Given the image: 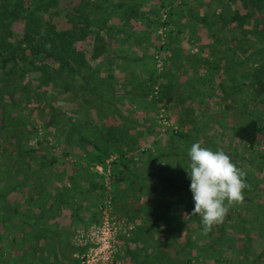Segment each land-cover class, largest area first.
I'll list each match as a JSON object with an SVG mask.
<instances>
[{
    "label": "rangeland",
    "instance_id": "374dc122",
    "mask_svg": "<svg viewBox=\"0 0 264 264\" xmlns=\"http://www.w3.org/2000/svg\"><path fill=\"white\" fill-rule=\"evenodd\" d=\"M109 1L108 9L113 7L111 1L114 0ZM179 1L180 0H173L172 3H180ZM185 1V4H181L182 7L185 8L183 11L194 16V9L196 10L197 5H199L198 3L201 2H197V0ZM216 1L217 0H208L204 3L208 13L212 11L217 12L219 10ZM220 1L221 3L224 1L223 6H225V8L222 6V9H226V14L230 12V7L235 4V2L231 0ZM159 13L160 20L166 17L168 15L167 6L159 9ZM179 14L181 15L180 11ZM160 26L162 25L157 26L155 29L157 36L155 43L159 48H152L151 50L152 65L155 68L157 77L151 85L149 82L144 81L145 83H143L142 89L145 90L144 95L147 98H144L145 100L141 103H137L135 107L137 109L148 110L152 115V124L150 127H155L160 135L165 131L168 132V135L171 137L169 142L172 144V138L177 129L167 116L168 110L160 100L159 93V89H161L159 83L161 82L164 64L163 49L169 28L165 25V28L161 31L159 30ZM218 33V37L221 35L224 37V43L216 46L214 50L209 48L207 59L208 55H210L212 59L206 65L209 66L213 73V79L211 81L214 86L212 91L213 99H211L213 101L210 100V102L202 107L201 111L204 115H201L197 121L200 126L199 129H202L201 127L204 128L200 132L202 134L200 136L199 132L196 131L198 134L193 138L192 144L199 142L203 144L202 147L210 148L213 151L222 149L230 157L231 161L246 173L244 179L249 187L243 190V201L238 204H233L226 213L223 221L213 225L211 231L207 234L203 233V224L199 216H191L185 220V213L184 216L176 222L178 226H174V221H171V219L169 220L170 217L177 218L181 211H188L189 213L187 214H191L194 208L193 198L192 196L189 197L191 195V180L186 170L190 161V157L188 156L189 144L181 151L175 149L174 144H172L171 152L168 153L170 157H178L179 159L172 162V165H167L166 167H169L173 172L181 170L180 172L185 174V176L183 175L182 177V179H185L181 182L183 185L182 188L179 185L173 187L172 182L174 181L171 179L168 185H172V188L160 193L159 197L153 196L149 191L145 196L135 195L132 193V190L138 188L139 183L141 184L140 188L143 189V187H146L144 185L146 182L138 181V183L128 176V174L120 181L115 180L116 175L112 171V161L115 160L117 156L114 152H110L108 156L104 158L103 162H96L85 158L84 152L81 150V138L77 136L78 134L81 135V127L79 126L81 122V81L80 78L68 74L70 77H68L66 81L69 82L68 85L70 90L64 95H58L56 92H53V97L55 96V98H53L52 103L58 105L61 110L69 116V120L71 123L75 124L78 130L72 138L66 140L71 144L69 149L71 152L69 154H63V149L68 146V143L63 141L61 135L65 132V129L69 127L67 124L61 126L62 129L59 128L58 139L54 140L51 138V136L47 134V131L51 130V128L54 129V126L53 124H48L46 129H43V124L47 118L48 112L45 109L42 113L38 112L41 102L37 100H32V102L30 101V104H28L33 108L31 110L32 116L29 118L28 115V118L31 119V123L36 128V136L32 137L31 143L37 136L40 137L46 133L45 137L43 136L45 142L40 145L41 151H39V153L47 151V157H45L46 159L42 162L43 166L49 160L50 155L56 157V160L52 164L53 167L50 168V172H47L50 173L49 176L55 178L61 177L63 172H66L63 168V166H65L67 171L73 170L71 174H74L73 178H77L76 181L79 182L78 188L80 189L81 175L85 179L87 177L91 178L96 186L95 204H93V200H91V202L88 201V208H90L89 215L84 212L83 216H80V219L76 222V225L69 231L68 229L63 230L62 227H58V223L62 224L60 220L61 216L60 218L58 217V221L54 224L51 221L52 212H50V209H53V212L57 213L61 210V205L59 204L49 209L50 215L48 218L50 217L51 220L46 218V215L38 216L32 226L35 227L36 225H40L42 227H47V229L46 231H40L41 234H44V242L36 245L34 240L32 241L30 237V235L33 234L31 226L23 223L20 218L24 219L25 217V219L27 218V220L32 221L30 219L31 211L35 212V210H37L40 212V206L44 205H40L41 201L38 200V203L33 205V209L20 208V205L25 207L27 202L25 200L26 195L23 197L18 195L21 186L17 185L15 181L16 178L9 176L6 179H0V192H3L6 188L2 183H9L11 181L8 186L11 190L7 193L6 199L9 202H17L18 210L22 211V213L12 216L11 225L6 226L5 222L2 223L0 221V264H51L53 252L56 253L58 260L63 263H71V257H77V264H84L82 262L85 257L84 254L88 252H90L88 257L93 259L92 263L94 264H264V217H259L257 213L264 212V137H259L258 142L249 147L247 144L235 138L232 134L234 127L238 123L244 122L251 116H255L264 131V53L256 57L247 56V44L242 43V41H240L242 46L238 45L239 48L237 49L235 45L238 43H235L233 36L234 38H243L244 36L245 39L247 37L253 39L254 37L250 32H245L243 35L240 29L227 28ZM99 35L103 36L104 33L100 31ZM257 35V39L260 42L257 40H250V42L259 45L258 47L264 46V32L258 33ZM262 35L263 37H261ZM220 39L223 38L220 37ZM78 44V49H81V64L86 62V58L92 61L93 57L90 58L89 56L90 50L81 46L79 42ZM163 44L164 46H162ZM256 47L257 46H253V49ZM155 53L159 54L158 66L155 64ZM96 54L99 55V53ZM243 55L245 57L244 61L242 60ZM204 57L206 58V56ZM69 61L73 62L72 59H69ZM43 71V69L40 71L37 69L28 70L24 74V79H29L27 81L30 87L34 86L37 90H47L50 93L55 89L52 82L53 80L49 81V83L41 81L39 79V73L43 74ZM43 75L48 77L52 76L51 74ZM243 79L244 81L242 82ZM60 84L61 83L58 85ZM225 84L228 87H224L219 91V85ZM149 101H153V108H150ZM153 128L150 133L154 136L156 132ZM0 140H2L1 137ZM144 140L145 141L140 143L141 146L147 142L148 139ZM52 143L54 144L53 148L52 146L48 147L52 145ZM206 143H210V145L205 146ZM2 145L3 144L0 142V158H2L3 154ZM140 145L136 144L137 147L134 145V147L137 148L135 150H133V147L128 149V155L132 153L136 155L132 160H128L130 165V172L128 173L137 175L138 173L143 174V172L144 174L150 171L156 172L158 170L157 164L148 165L147 167L143 166L142 171L140 170V166H138L139 163L135 164L136 161L138 162L139 159L147 156L145 152H141V149L149 150L151 155L150 159L152 153H157L156 150L158 151V149H156L152 152L150 148H140ZM89 148L90 147H88V149ZM81 152L84 155L83 158H85L82 164ZM166 155L167 153L163 154L162 157L159 155V157L162 159ZM39 161L40 160L36 158L29 160V162H33V167H37L38 170L40 168L38 167ZM74 162L76 163L73 164ZM95 163L101 164L103 172H106V168H108L109 174L107 176L98 174L94 170ZM40 164L41 163H39V165ZM1 169L4 170V167ZM46 171L47 169L45 166L41 172L38 171L39 176L46 177ZM185 177L189 180H186ZM30 179L31 177L28 178V181ZM69 180L70 179L64 183L69 184ZM31 183V181L26 182L24 186L22 185V189L26 187V192L29 190V192L32 193L35 189L33 190V185ZM45 183L42 184L45 186ZM150 183L151 182L147 184ZM177 184L176 182L175 185ZM35 187L38 190L35 191L36 193L45 192L44 189L41 190V187ZM170 191H172L175 196L174 206H170L172 202L167 200V198H163ZM107 198L108 207L101 210L100 206L102 207L101 204ZM32 200L33 198L29 200L28 206L31 205L30 203ZM1 202L3 203L2 200ZM34 202L36 201L32 203ZM137 202L143 204V211L140 213L135 206ZM158 205L164 209L162 216H160L159 213L160 218L168 219H166L161 226L154 225L151 221L140 226L139 223L142 222V218L146 215H149V218H153L157 216L158 212L162 211V208H159ZM72 206L74 207H70V210L73 209L71 210L72 213L73 211L77 213L81 210V205ZM140 206L141 205H139V207ZM152 207H154L153 212L155 215L149 213V209ZM177 207L181 208L176 210ZM5 208L6 207L3 206L4 212L7 209ZM68 211L69 210L66 209V213L64 214H67ZM175 212H177V214H175ZM65 219H67V215ZM145 222H147V219ZM21 225L24 228L20 227ZM15 226H17L16 229ZM93 227H98V232L96 236L90 237L88 233ZM138 228H140V230H138ZM60 233H62L61 236H64L54 237L56 234L60 235ZM153 235H155L156 241L152 240ZM91 239L93 241H91ZM130 240L131 242H129ZM70 245L81 247L80 252L72 251ZM187 245L189 246L188 249L186 248ZM186 258H189L188 262L185 261Z\"/></svg>",
    "mask_w": 264,
    "mask_h": 264
},
{
    "label": "trees",
    "instance_id": "16d2710c",
    "mask_svg": "<svg viewBox=\"0 0 264 264\" xmlns=\"http://www.w3.org/2000/svg\"><path fill=\"white\" fill-rule=\"evenodd\" d=\"M198 1L200 2V0ZM231 1H234L235 4L230 7L228 14H226L225 6H223L224 1L221 3L220 0H217L216 2L219 6L217 12L212 11L208 13L207 9H205L201 15H198L196 12L194 16L207 32L212 34L211 46L213 48L220 41H224V39H220L217 36L218 32L227 28L240 29L243 35L245 32H250L254 38L250 39L247 37L245 39L244 36L243 38H234L233 36L235 43H238L235 45L237 49L239 48L238 45L242 46L240 43L242 41V43L247 44V56L256 57L262 55L264 53V46L258 47L259 45L250 42V40L258 41L257 34L264 32V0ZM109 2V0H0V132H3L0 133L2 139L0 142L3 144L1 146L3 154L2 158H0V179H6L11 176L16 178L17 185L21 187L26 182L31 181L32 188L33 190L35 189L33 192L37 190L35 186L41 187V190H45L46 187L42 183H45L46 177L39 176L38 171L41 172L46 166V174L48 176L50 173L47 172H50V168L53 167L52 164L56 160V157L50 155L49 160L44 166L42 165L43 160L47 157V151L40 153L39 151H41L40 145L45 142L43 136L45 137L46 133L43 136H37L31 143L32 137L36 136V128L31 123V119H29L32 116L31 110L33 108L28 104L32 100H37L41 102L38 112L42 113L44 109L47 110L48 115L44 121L43 129L45 130L48 124H53L54 129L48 130L47 134L54 140L58 139L59 128L65 126V124L69 128L65 129V132L61 134L64 142H67V139L72 138L75 132H78L75 124L69 120V116L58 105L52 103L53 98H55V96L53 97V92H56L58 95H64L70 90L69 82L66 81L70 77L68 74L80 78L81 81V49H78V42L81 46L90 50V58L96 56V53L101 54L110 51L109 40L111 36L118 47V49H115V53L124 50L122 47L123 38H125V41L129 40L130 45H136L141 50L146 48L147 41H152L153 48H159L155 43L157 39L155 29L159 25H167L168 28L172 26L179 11L183 12L185 10L181 4L186 3L185 0H180V3L176 4L172 3L173 0H160L157 5L150 8V11L154 15L151 17L138 9L139 3L144 2V0H135L131 3L132 5H126L127 3L123 0H114L111 1L113 7L108 9ZM166 6L168 8V15L160 20L159 9ZM222 6L224 7L223 9ZM116 15L121 21L120 25H113L109 22L111 17ZM129 17L138 20L144 27H148L145 32V38H141L137 33L127 32L129 30H126L125 33L123 32L131 21ZM174 27L176 30L189 29L188 20L177 22ZM100 31L104 33L103 36L99 35ZM151 32L153 33V40H150L151 36L149 33L151 34ZM168 32L167 35L169 34ZM167 40L168 36L164 44L167 43ZM141 42H144V44L141 45ZM253 46L257 47L253 49ZM148 55H150L151 60V71H145L146 75L144 71L138 72L134 70L133 72L136 75L137 73L140 74V83L147 81L151 85L157 76L155 68L152 65L151 52ZM121 57L124 58V55H121ZM138 57L131 56L130 59L135 61ZM69 59H72L73 62L69 61ZM31 69L39 71L43 69V74H51L52 76L48 77L39 73V79L45 81V83L53 80L55 89L49 93L47 90H37L34 86L30 87L27 81L29 79H24V74ZM59 83L61 84L58 85ZM149 102L150 108H153V101ZM79 126L81 127V122ZM125 129V126L122 128L117 126L105 129L106 132H101L99 129V132L92 133L89 137L88 135H84L87 133L83 134L82 132L81 135H77L79 138L82 136L81 139L86 141L89 145L87 146L90 147L89 149L85 148L86 144L82 147L87 160L103 162L110 152L116 154V159L112 161V171L115 173V180L117 181L124 179L127 173L130 172L128 160H132L136 156L135 153L131 155L127 154L128 149L132 148V145L137 146L135 143L136 136L123 132ZM111 131L113 132L110 133ZM232 134L249 147L257 143L259 137H264V131L255 116L248 117L244 122L238 123L234 127ZM67 143L69 147L66 146L63 149V154L71 152L69 150L71 144ZM51 146L53 148L54 144L52 143L48 147ZM141 152H145L147 157L149 156L148 158H150L151 155L148 149H141ZM156 152L152 153V157L155 158L153 161L158 162L159 154L157 150ZM35 158L40 160L39 163L41 164L39 165L38 163L39 170L37 167H33V162H29V160ZM3 167L4 170L1 169ZM29 177L31 179L28 181ZM73 177L74 174L68 175L71 184L74 183ZM10 183L11 181L9 183L3 182L2 184L6 188L3 192H0V203H2L1 200L3 201L0 204V221L2 223L5 222L6 226L11 225L10 222L14 214L22 213L17 208V202H9L6 199L7 193L11 190L8 187ZM140 186L141 184L139 183L138 188ZM70 189L69 191L72 192L75 190L71 187ZM25 190L27 189L25 188ZM33 192L30 193L28 190L25 197L27 204L32 198ZM38 196L39 201L45 204L46 196L44 191L39 192ZM163 198H167V200L172 202L170 206H174L175 196L172 192H168ZM71 204L70 202L69 205ZM2 205L7 208H5V212ZM25 208L29 209V206L25 205ZM257 213L259 217H264V212ZM20 219L23 223L30 222L25 217L24 219ZM174 226L178 225L174 222ZM32 229L34 236L37 230L35 231L34 227ZM36 240H34L35 244L39 245ZM70 246L72 251L80 252L81 250L79 246ZM186 248L188 249L189 246L187 245ZM52 254L53 260L51 264L78 263L77 257H71V263H63L58 260L55 252ZM188 260L189 258H186L185 261L188 262Z\"/></svg>",
    "mask_w": 264,
    "mask_h": 264
},
{
    "label": "crops",
    "instance_id": "0c3cea01",
    "mask_svg": "<svg viewBox=\"0 0 264 264\" xmlns=\"http://www.w3.org/2000/svg\"><path fill=\"white\" fill-rule=\"evenodd\" d=\"M123 1L127 3L126 5H132L131 3L135 0ZM159 1L160 0H144V2L139 3L138 9L143 11L144 14L153 17L154 15L150 11V8L157 5ZM206 1L208 0H200L201 3H198L199 5H197L196 11L194 9L195 15L196 12L198 15H201L204 9H206L204 4ZM117 15L111 17L109 20L111 24L120 25L121 21L118 18L119 15ZM194 18L195 16H191V14L183 11L181 12V15L179 13L176 15V22L174 21V24L169 27L168 40L163 49V74L161 77V82L159 83L161 87V89H159L161 98L160 100L168 110L167 116L171 119L177 129L173 135L172 144H174L175 149L180 151L185 149L186 145L188 144V148L190 149L193 138L198 134L196 131L199 132V136L202 135L200 132L204 127L199 129L200 126L197 120L201 115H204L201 111L202 107H204L206 103L213 99L212 91L214 86L212 84L213 82H211L213 79V73L209 66H206L207 63L212 59L210 55H208L207 59L208 50L209 48L214 50V48L211 46L212 34H209L207 30L201 25V23L196 20V18ZM187 20L189 23V29H175V23L185 22ZM147 29L148 27H144L143 24L138 22V20H134L132 18L128 23L127 28H125V31L123 32L125 33L126 30H129L127 32L134 34L137 33L141 38H145V32ZM152 34V32L151 34L149 33L151 36L150 40H153ZM219 37L224 39L222 35ZM122 40L124 41L122 43L124 50L115 53V49H118V47L111 36L109 40V52L96 55L92 58V61L87 59L86 62L81 64V132L83 134L87 133L89 137V135L92 133H97L100 130L101 132H106L105 129L109 127L119 126L122 128L125 126L126 129L123 130V132L134 134L136 136V144L140 145L142 141H145L144 139H148L147 142H145L142 146L140 145V148L147 147L150 148L152 152L158 149V154L161 155V157L163 154L167 153V155L162 159L161 157H158V163L153 161V159H155L154 157H151L150 159L147 156H144L135 163H139L138 166H140L141 171L143 166L147 167L148 165L157 164L158 170L156 172L150 171L147 173L145 172V174L143 172V174L138 173L137 175L127 173L128 176L137 182H146L144 185L148 188H135L132 190V193L137 196H145L149 191V193L153 194V196L159 197L160 193L172 188L171 185H168V183L171 182V179L174 181L172 182L173 187L179 185L182 188L183 185L181 182L182 180H185L182 179V177L183 175L185 176V174L180 172L181 170L178 172H173L171 169H169V167H166L167 165H172V162H175V160H179L178 157H170L168 154L171 152L170 150L173 146L169 142L171 139V137L168 135L169 133L165 131L162 135H160L156 128L152 127L156 132L153 136V134L150 133L152 132V128L150 127L152 124L151 113L146 109L142 110L135 107L137 103H141L145 100L144 98L147 97L144 95L145 90L142 89V85L145 82L143 81L140 83V74L137 73L136 75L133 71H151V60L148 53H150L153 48L152 41H147V46L145 49H142V51L138 46L133 44L130 45L129 40L125 41V38ZM222 43H224L223 40L220 41L218 45ZM143 44L144 42H141V45ZM121 55H124V58H122ZM131 56L139 57L136 58L135 61H132L130 59ZM204 56H206V58ZM244 58L245 57L243 55V61ZM243 81L244 79L242 82ZM224 87L227 88L228 86L226 84L219 85L218 90L220 91ZM112 132L113 131L110 133ZM84 145L85 148H88L89 146L86 141L81 139V150ZM207 145L209 146L210 143H206L205 146ZM201 146H203V144H201ZM132 147L133 150L137 149L134 148V145H132ZM83 157L84 155L81 152V164L84 163L83 159L85 158ZM63 168L66 170V172H63L61 177L55 178L53 176H47L46 174V188L44 192L46 196V203L42 204L40 202V205H44L40 206V212L37 210H35V212L31 211L30 219L32 221L25 223L31 226V228H33V222L36 221L35 219L38 216L46 215V218H48L50 212H52V220L50 217L48 219H50L54 224L61 216L60 220L62 224L58 223V227H62L63 230L68 229L69 231L74 227V225H76V222L80 219V216H83L84 212L89 215L90 208H88V201L91 202V200H93V204H95L96 186L93 185L94 181H92L89 177L85 179L81 175V189L78 188L79 182L76 181L77 178L73 179L74 183L71 184L69 180V184H65L64 182L68 181V175L71 174V171L73 170L67 171L65 166H63ZM189 179L186 178V180ZM149 182L151 183L147 184ZM176 182L178 183L177 185H175ZM70 187L74 188L75 190L73 192L69 191L71 190ZM25 188L22 189L21 187L19 193L20 197L27 195L26 193L28 192H26ZM171 192L172 191H170V193ZM33 193V200L30 203L31 205H29V210L30 208L33 209V205L38 203L39 200L38 193ZM191 196L192 193L189 197ZM33 201L36 202L32 203ZM127 201L129 202L128 199ZM70 202L72 203L71 205H69ZM58 204L61 205V210L57 213H54L53 209L50 208H53ZM50 205H52V207H50ZM72 205H81L82 211L80 210L77 213L73 211L72 213L70 210V207L74 208ZM139 205L141 206L139 207ZM135 206L137 207L139 213L143 211V204L141 202L135 203ZM19 207L24 208L23 205H20ZM158 207L162 208V211L158 212L157 216L149 218V215H146L144 218H142V222L139 223V225L142 226L143 224L151 221L154 225L156 224L161 226L162 223L168 218H160V216H162L164 213V209L160 205H158ZM180 208L181 207H177L176 210H179ZM66 209L69 211L67 214H64L66 213ZM153 209L154 207L150 208L149 213L155 215ZM185 213L187 214L189 212L181 211L177 218L170 217L169 220L171 219V221L176 223L178 219H181L184 216ZM175 214H177V212H175ZM66 215L67 219H65ZM146 219L147 222H145ZM36 226L34 227V230H37L36 234L34 233V236L31 234L30 237L32 238V241L37 239L36 242L40 244L41 242H44V234H41L40 231H46L47 227H42L40 225L37 227ZM20 227L23 226L21 225ZM16 228L17 226H15V229ZM138 230H140V228H138ZM61 235L62 233H60V235L56 234L54 237L64 236ZM152 240H157L155 239V235H153ZM129 242H131V240Z\"/></svg>",
    "mask_w": 264,
    "mask_h": 264
},
{
    "label": "clouds",
    "instance_id": "9594fccd",
    "mask_svg": "<svg viewBox=\"0 0 264 264\" xmlns=\"http://www.w3.org/2000/svg\"><path fill=\"white\" fill-rule=\"evenodd\" d=\"M188 156L190 161L185 169L191 180L194 208L184 219L199 216L203 233L207 234L213 225L223 221L233 204L243 201V190L249 187L244 179L246 173L222 149L213 151L199 142L191 145Z\"/></svg>",
    "mask_w": 264,
    "mask_h": 264
},
{
    "label": "built area",
    "instance_id": "2783aa9c",
    "mask_svg": "<svg viewBox=\"0 0 264 264\" xmlns=\"http://www.w3.org/2000/svg\"><path fill=\"white\" fill-rule=\"evenodd\" d=\"M164 28H165L164 26H160V27H159V30L162 31ZM158 55H159V54H157V53L154 54V57H155V59H156V63H155L156 66H158V64H159V57H158ZM94 170H95L98 174H101V175H104V176H107V175L109 174L108 168H106V172H103V171H102V166H101L100 163H95V164H94ZM101 205H102V207L100 206L101 210H104V208L108 207V206H107V205H108V198L105 199ZM102 208H103V209H102ZM97 232H98V227H93L92 229H90L88 235H90V237H92V236H96ZM91 241H93V240L91 239ZM79 244H81V243H79ZM89 254H90V252L84 254L85 257H84V259H83V261H82L84 264H94V263H92V260H93V259H91V258L88 257Z\"/></svg>",
    "mask_w": 264,
    "mask_h": 264
}]
</instances>
